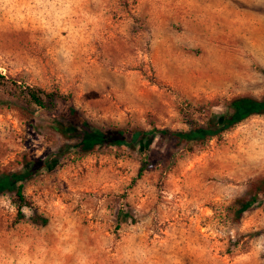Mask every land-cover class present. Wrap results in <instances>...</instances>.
<instances>
[{
	"label": "rangeland",
	"instance_id": "374dc122",
	"mask_svg": "<svg viewBox=\"0 0 264 264\" xmlns=\"http://www.w3.org/2000/svg\"><path fill=\"white\" fill-rule=\"evenodd\" d=\"M26 87L97 129L204 126L264 97V0H0V175L32 171L20 219L0 195V264H264V115L191 144L59 154L77 135Z\"/></svg>",
	"mask_w": 264,
	"mask_h": 264
},
{
	"label": "trees",
	"instance_id": "16d2710c",
	"mask_svg": "<svg viewBox=\"0 0 264 264\" xmlns=\"http://www.w3.org/2000/svg\"><path fill=\"white\" fill-rule=\"evenodd\" d=\"M21 93L24 95L28 105H33L42 114L59 120L54 126L56 131L63 135H77V142L71 146L61 147L59 154L70 151L86 154L95 148L106 147L133 149L137 144L151 140L152 135L162 139H175L177 142L191 144L214 137L249 117L264 115V97L255 99L241 96L230 100L227 104V110L223 113L208 117V123L204 126L193 125L185 131H169L165 129H151L149 131L141 129L131 131L118 129L102 130L89 125L64 97L54 91H43L37 87H26L23 88ZM57 158V154H51L48 158V164L55 162ZM150 167L146 159H141L136 178H140ZM31 175L32 171H30L29 167H23L18 172L0 175V195L10 194L14 197L16 217L18 219L22 217L20 209L29 206V202L25 200L22 193V186ZM255 202L256 196L252 195L248 200L240 204L235 215L238 216L247 211ZM31 222L43 226L46 224V219L33 213Z\"/></svg>",
	"mask_w": 264,
	"mask_h": 264
}]
</instances>
